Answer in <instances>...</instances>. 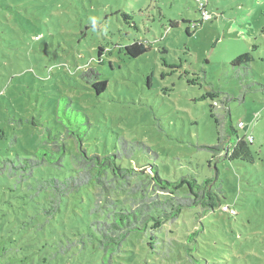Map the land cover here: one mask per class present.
<instances>
[{
  "label": "rangeland",
  "instance_id": "374dc122",
  "mask_svg": "<svg viewBox=\"0 0 264 264\" xmlns=\"http://www.w3.org/2000/svg\"><path fill=\"white\" fill-rule=\"evenodd\" d=\"M206 2L209 20L194 29L195 0H0V264H57L60 238L69 264H100L93 244L63 235L65 223L85 212L95 217L81 202L84 192L101 197L99 190L66 194L68 214L54 221V213L40 211L44 194L11 174L22 158L56 149L46 142V128L68 131L66 150L61 165L35 172L33 184L79 168L77 137L87 154L99 155L124 154V140L132 146L122 165L155 164L169 181L212 177L238 213L215 209L204 217V234L195 238L203 237L188 245L193 259L182 245L191 230L177 235L164 225L162 243L173 245L135 252L132 262L124 252L113 264H264V0ZM140 39L159 41L135 58L120 50ZM245 53L248 63L231 64ZM88 67L106 81L98 95L80 77ZM229 125L238 137H252V162H230L205 148ZM127 188L104 194L129 207L139 199Z\"/></svg>",
  "mask_w": 264,
  "mask_h": 264
},
{
  "label": "trees",
  "instance_id": "16d2710c",
  "mask_svg": "<svg viewBox=\"0 0 264 264\" xmlns=\"http://www.w3.org/2000/svg\"><path fill=\"white\" fill-rule=\"evenodd\" d=\"M195 2L200 19L191 23L190 27L194 29L204 22L201 19L202 10L199 8V3L201 9L207 11L206 0H195ZM93 26L95 29L98 28L96 25ZM157 41L159 40H133L132 43L123 46L120 50L127 56L135 58L149 51L150 45ZM101 51H103L102 48H99V55H101ZM250 59V55L245 53L232 60L231 64L248 63ZM80 77L92 87L96 95L106 89V81L100 77L96 68L88 67L81 72ZM46 129V142L50 146H55L56 149H43L36 157L22 158V162L11 165L13 171L11 174H19L21 181H24L22 186L27 185V182L30 181L31 184L28 186H33L37 192L44 194L40 203V211L44 216H51L54 213V221H62L69 211L68 200L70 198L66 194L78 192L91 185L99 190L101 196L99 198H95L94 195L87 192H84L85 198L82 196L81 204H85L88 212L95 215L94 218H90L85 212V216L76 223L67 225L62 223L68 230L65 232L66 234L63 232V235L72 236L74 244L91 243L94 245L93 248L100 251V264H113L114 259L122 258L124 252L131 254L124 257L132 262L136 256L135 252L152 251L158 243L164 241V225L171 226L172 231L177 235H182L183 230H191L189 234H186V241H183L182 245L185 250L184 255L193 259V249L188 245L190 243L198 244L197 239L203 237L200 235L199 238H195L198 233L204 234L202 226L204 217L212 214L215 209H219L229 216L238 214L232 204L222 201L223 192L214 187L212 177H205L201 181L194 177H181L176 181H169L161 178L155 164L147 163L136 167L122 165L120 160L124 156H129L125 147L132 146L131 142L124 140L121 143L124 154L117 150L99 155L96 153L87 154L81 146V138L77 137L79 152L76 157L79 159V168L72 175L64 178L54 175V177L49 176L38 180L36 177L37 183L33 184L31 179L35 177V172L39 173L44 164L61 165L66 150L62 140H65L68 131L66 133L59 130L54 132L52 128ZM226 136L227 138H224ZM231 136L234 137L233 142L230 138L228 139ZM251 144L252 137L248 138L246 135L238 137L234 128L229 125L225 136L220 135L217 138V144L205 148L209 149L212 155L223 156L230 162H252ZM136 145H140V143H136ZM215 170L218 174L216 166ZM121 186L130 187L127 188L129 194L137 197L139 201L132 206L122 207L117 206L113 200L105 196V191L117 190ZM183 191L186 193L182 194ZM46 193H50L49 198L51 199L45 198ZM32 202L35 201L32 199ZM58 214H60V219L57 218ZM74 214L77 215L76 210H74ZM48 220V218H44L43 225ZM82 225H84V229L81 228ZM164 229L168 230V228ZM69 236H67V242L71 240L68 238ZM173 241L176 242V240ZM62 242L60 238V246L54 252V256L57 254L54 259L58 262L60 257L57 264H69L68 246ZM70 243L72 244V242ZM173 243L169 241L162 245H173ZM174 257L178 260L182 257V252L179 250Z\"/></svg>",
  "mask_w": 264,
  "mask_h": 264
},
{
  "label": "built area",
  "instance_id": "2783aa9c",
  "mask_svg": "<svg viewBox=\"0 0 264 264\" xmlns=\"http://www.w3.org/2000/svg\"><path fill=\"white\" fill-rule=\"evenodd\" d=\"M199 8H200V10H202V12H201V19L203 21H207L209 19V16L207 14V11L205 9H201L200 3H199ZM237 125H238V127H242L244 125V123L240 121V122H238Z\"/></svg>",
  "mask_w": 264,
  "mask_h": 264
}]
</instances>
